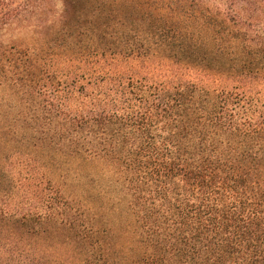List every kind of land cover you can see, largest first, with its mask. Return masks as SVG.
Segmentation results:
<instances>
[{"label":"trees","instance_id":"obj_1","mask_svg":"<svg viewBox=\"0 0 264 264\" xmlns=\"http://www.w3.org/2000/svg\"><path fill=\"white\" fill-rule=\"evenodd\" d=\"M24 5L0 22L29 35L0 43V264H66L54 238L74 264H264V0ZM74 163L91 193L51 177ZM112 194L127 240L85 204Z\"/></svg>","mask_w":264,"mask_h":264},{"label":"rangeland","instance_id":"obj_2","mask_svg":"<svg viewBox=\"0 0 264 264\" xmlns=\"http://www.w3.org/2000/svg\"><path fill=\"white\" fill-rule=\"evenodd\" d=\"M25 2L27 10V22L26 24H32L35 22L31 16L33 11L34 0H23ZM22 2V1H21ZM20 0H0V22L3 20L4 12L10 8L15 9ZM9 4V5H7ZM33 4V5H32ZM13 9V10H14ZM32 22V23H31ZM1 24V23H0ZM22 24L19 22H10L8 25L4 26V31H0V43L3 45L17 43L19 40H28L29 35L24 34L25 31H18V28ZM20 26V27H19ZM89 167V166H88ZM86 168L83 164L74 163L73 166L69 167V170H61L55 172L51 177L55 178L62 186V189L66 195L72 197L84 196V194H89L92 191V184L95 182H86L84 180V174L87 170H92V168ZM94 201L92 203H85L86 206L90 207L92 211L102 212L105 215L112 230L120 234L125 240L128 239V233L126 228V223L123 221V204L117 199V196L112 194L109 197V203L103 204L104 202ZM61 238V237H60ZM63 239V238H62ZM61 240V239H60ZM58 238H54L51 243L45 241L44 244H50L49 248L55 252V257L59 261H63L66 264H74L78 262L77 258L74 257L75 250L73 246L61 242ZM48 242V243H47ZM52 246V247H51Z\"/></svg>","mask_w":264,"mask_h":264}]
</instances>
